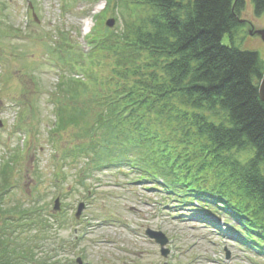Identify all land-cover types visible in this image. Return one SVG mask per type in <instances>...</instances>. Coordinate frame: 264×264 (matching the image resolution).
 <instances>
[{
	"label": "trees",
	"instance_id": "trees-1",
	"mask_svg": "<svg viewBox=\"0 0 264 264\" xmlns=\"http://www.w3.org/2000/svg\"><path fill=\"white\" fill-rule=\"evenodd\" d=\"M252 2L256 15L264 11V0ZM244 6L245 0H106L87 53L62 54L69 37L58 29L63 45L55 65L62 76L53 131L70 133L63 158L75 166L83 161L74 174L79 182L103 169L132 172L199 218L212 223L207 216L226 215L224 235L264 257L258 93L264 60L221 41L246 24ZM109 8L121 24L103 30L99 19ZM3 167L0 192L6 193L14 170L12 163ZM66 176L56 174L59 181ZM15 251L0 236V264H30Z\"/></svg>",
	"mask_w": 264,
	"mask_h": 264
},
{
	"label": "rangeland",
	"instance_id": "rangeland-1",
	"mask_svg": "<svg viewBox=\"0 0 264 264\" xmlns=\"http://www.w3.org/2000/svg\"><path fill=\"white\" fill-rule=\"evenodd\" d=\"M105 6L106 0H0V119L4 123L0 127V171L4 161L16 169L14 181L8 177L13 186L2 193L3 242L9 241L8 247L18 255L25 254L22 262L30 264H52L54 255L59 264H78L77 256L82 264H264V257L224 235L226 215L207 216L215 220L212 223L199 218L192 210L176 206L159 185L138 179L132 172L103 169L84 183L74 176L83 161L76 169L63 158L70 133L53 131L55 96L61 94L62 76L55 65L63 45L58 29L69 37L62 54L86 53L95 17ZM102 16L98 26L103 30L110 18L115 23L109 29L121 24L116 10L109 8ZM241 17L246 24L231 36L225 33L222 43L255 51L264 60V42L254 31L264 29V11L256 15L252 0H245ZM74 72L75 78L84 79L81 71ZM61 171L67 176L59 182L56 174ZM87 187L89 193L93 191L90 197ZM55 196L60 197V212L68 220L51 227L44 217L56 214L52 209ZM79 202L85 204L75 219ZM19 209L26 210L25 219L18 220ZM146 229L167 237V255L160 253L159 244L145 234ZM62 239L64 250L57 243Z\"/></svg>",
	"mask_w": 264,
	"mask_h": 264
},
{
	"label": "water",
	"instance_id": "water-1",
	"mask_svg": "<svg viewBox=\"0 0 264 264\" xmlns=\"http://www.w3.org/2000/svg\"><path fill=\"white\" fill-rule=\"evenodd\" d=\"M106 26L108 27H112L114 25V19L110 18L105 22ZM256 34H258L260 36V38L262 39V41L264 42V29H257L254 30ZM253 31V32H254ZM252 33V32H251ZM258 93H259V97L261 100L264 101V71L262 74V77L260 79L259 85H258ZM2 125V122L0 120V126ZM82 203H80L78 205V209L76 212V217L79 216L81 208H82ZM59 207V203H58V199L55 200V208L58 209ZM146 235L150 238H153L157 243L160 244V252L162 255H166L168 253V249H166L164 247L165 243L167 242V238L164 236L163 233H161L160 231H155V230H151V229H147L146 230Z\"/></svg>",
	"mask_w": 264,
	"mask_h": 264
}]
</instances>
